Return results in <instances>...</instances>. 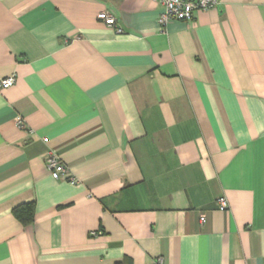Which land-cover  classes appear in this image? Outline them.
I'll use <instances>...</instances> for the list:
<instances>
[{
	"label": "crops",
	"instance_id": "1",
	"mask_svg": "<svg viewBox=\"0 0 264 264\" xmlns=\"http://www.w3.org/2000/svg\"><path fill=\"white\" fill-rule=\"evenodd\" d=\"M161 11L0 0V264H264V0Z\"/></svg>",
	"mask_w": 264,
	"mask_h": 264
},
{
	"label": "built area",
	"instance_id": "2",
	"mask_svg": "<svg viewBox=\"0 0 264 264\" xmlns=\"http://www.w3.org/2000/svg\"><path fill=\"white\" fill-rule=\"evenodd\" d=\"M162 6V11L159 14L158 21L161 27H165L171 20H185L192 21L196 10H209L217 4V0H154ZM97 17L104 21V23L113 28L117 33H123L124 29L118 24L117 17L107 11L103 10L97 14ZM17 81V76L12 73L0 79V89H7L12 87ZM16 124L20 128H27L25 120L20 117L16 119ZM33 133V129H29ZM47 168L52 177L56 180H68L71 183H77L79 178L74 176L63 161L59 153L54 149L46 151L44 156ZM218 205L221 210L229 208V201L225 195L218 198ZM201 223H205L206 217L201 216ZM163 263V258L159 257L157 264Z\"/></svg>",
	"mask_w": 264,
	"mask_h": 264
},
{
	"label": "trees",
	"instance_id": "3",
	"mask_svg": "<svg viewBox=\"0 0 264 264\" xmlns=\"http://www.w3.org/2000/svg\"><path fill=\"white\" fill-rule=\"evenodd\" d=\"M13 213L23 224L28 225L34 220L35 205L33 202L22 203L13 209Z\"/></svg>",
	"mask_w": 264,
	"mask_h": 264
}]
</instances>
